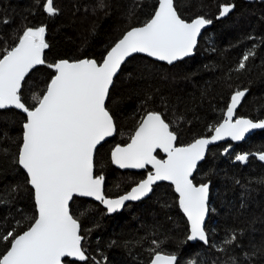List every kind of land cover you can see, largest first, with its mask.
Here are the masks:
<instances>
[{"label":"trees","instance_id":"obj_1","mask_svg":"<svg viewBox=\"0 0 264 264\" xmlns=\"http://www.w3.org/2000/svg\"><path fill=\"white\" fill-rule=\"evenodd\" d=\"M46 0H0V58L18 43L26 28L44 26L47 63L94 59L107 52L131 28L149 21L159 0H53L57 14L49 16ZM180 17L214 21L201 37L195 56L173 66L142 56L130 59L111 89L106 108L117 133L96 152L95 174L105 179V194L118 197L131 190L142 174L121 173L111 152L129 143L140 122L158 113L184 146L210 136L224 120L231 97L247 92L237 117L264 121V1L174 0ZM222 5H234L225 19L216 21ZM8 20L9 23H3ZM251 52L245 68L243 56ZM54 72L46 65L26 79L22 101L37 105ZM26 116L0 109V235L22 234L37 216L34 191L14 162L22 144ZM231 144L213 147L196 172L195 185L210 184L209 245L190 244L187 221L168 185L122 212L109 214L99 204L74 199L71 214L81 225L88 260L75 264H150L155 254L176 255L177 264H264V131L224 155ZM247 154L240 162L237 155ZM235 236L231 243L227 240ZM7 243H0V258ZM248 254L246 257L245 254ZM68 261V260H66Z\"/></svg>","mask_w":264,"mask_h":264},{"label":"snow or ice","instance_id":"obj_2","mask_svg":"<svg viewBox=\"0 0 264 264\" xmlns=\"http://www.w3.org/2000/svg\"><path fill=\"white\" fill-rule=\"evenodd\" d=\"M100 6L104 7L103 0ZM44 11L57 14L53 0H46ZM232 11L222 5L219 16ZM3 23H9L4 20ZM212 21L203 17L185 22L174 6V0H159L158 10L143 26L131 28L107 52L102 62L81 59L74 62L60 60L47 63L44 50L45 27L26 28L16 46L0 58V109L15 107L26 113L22 144L14 162L26 173L27 182L34 190L38 212L28 230L22 234L8 231L0 235V243H7L6 254L0 264H75L88 257L81 241V225L69 211L74 196L93 197L107 208L117 211L125 201H136L152 191L157 181H170L179 194V206L191 225L190 241L208 243L203 227L208 211V185L195 186L190 179L197 162L204 159L207 146L230 137L243 140L251 129H264V121L232 118L245 91L231 97L227 118L215 128L211 139H198L186 147H175L177 136L158 113H149L126 147L117 146L111 152L112 163L121 169H143L151 165L147 179L118 199H108L103 193L104 177L93 175L94 153L105 137L115 131L113 117L105 106L109 88L121 65L133 53H144L160 61H174L193 54L201 29ZM252 55L245 54L239 69ZM37 65H46L54 75L45 93L34 108L28 107L21 96V82ZM157 149L167 154L166 160L157 159ZM8 149L0 150L7 156ZM264 161V153L259 155ZM246 162L247 154L236 156ZM235 236L226 243L231 244ZM246 257L248 254H245ZM63 258H71L64 261ZM176 255L155 254L152 264H176ZM188 264H195L189 261Z\"/></svg>","mask_w":264,"mask_h":264},{"label":"water","instance_id":"obj_3","mask_svg":"<svg viewBox=\"0 0 264 264\" xmlns=\"http://www.w3.org/2000/svg\"><path fill=\"white\" fill-rule=\"evenodd\" d=\"M246 1H248V2H253V1H264V0H246ZM158 5H159V3H158ZM174 6H175V5H174ZM230 6H232V11L229 12V13H228L227 15H225V16H222V17H221V16H218V17L216 18V21H220V20L225 19L226 17H228V16L234 11V5H230ZM156 10H158V7H157ZM184 21H185V20H184ZM185 22H187V21H185ZM191 22H192V21H191ZM191 22H188V23H191ZM213 24H214V21H212L211 24L205 25V26L201 29V31H200V35L197 37V44H196V47L193 49V54H192V55L187 56V57H184V58H182V59H180V60L174 61L172 64H168L166 61H160V60H157V59H155L154 57H148V56H147L146 54H144V53H133L132 56L127 57V58L125 59V62L121 65L120 69H119L118 72H117V75L113 78V85H114V82H115L116 78H117L118 75L120 74V72H121L123 66H124V65H125L130 59H132L133 57H136V56H142V57L148 58V59H150V60H152V61H155V62H157V63H161V64H164V65H167V66H170V67L173 66V65H175V64H177V63H179V62H183V61H185V60H187V59L193 58V57L195 56L196 49H197V47H198V44H199V41H200L201 37L203 36V34H204L205 31H207L208 29H210V28L213 26ZM43 55H44V58H45V50H44V54H43ZM69 62H74V61H69ZM42 66H43V65H37L35 68H33L32 70H30V72L28 73V75L25 76L24 81L21 82V91H22V88H23V85H24L26 79L31 75V73H32L33 71H35L36 69L42 67ZM113 85L110 86V88H109V95H110L111 89L113 88ZM246 96H247V92H245L244 97L240 100L239 104L237 105V107H236V109H235V111H234V115H233V118H232L233 122H235L236 119H249V118H244V117H239V118L237 117V112H238L240 106L242 105L243 101L245 100ZM108 99H109V97L106 98V100H105V106L107 105ZM230 105H231V102H230L229 106H230ZM229 106H228V107H229ZM5 109H13V110H15V111H17V112H19V113H21V114H23V115L26 116V113H24V112H23L22 110H20V109H16L15 107H8V108H5ZM227 109H228V108H227ZM110 115H111V114H110ZM146 116H147V115H146ZM146 116L144 117V119L146 118ZM161 118H162V117H161ZM226 118H227V110H226L225 115H224V120H225ZM162 119H163V118H162ZM224 120L222 121V123L224 122ZM249 120H251V119H249ZM252 121H253V120H252ZM113 122H114V119H113ZM253 122H260V121H253ZM222 123H221V124H222ZM114 126H115V131H114L113 135H112V136H109V137H105V139H104L103 141H101V144L97 146V149H99L104 143H106L107 141H109L110 139H112V138H114V137L116 136L117 128H116L115 122H114ZM137 129H138V128H137ZM169 130H170V128H169ZM263 131H264V129H251V130H249L247 133H245V137H244L243 140H240V141H233V140H231L230 137H226V138L223 139V140H217V141H215V142L209 144V145L207 146L206 150H205L204 159L201 160V161H198V162H197V166H196L195 170L193 171L192 176L190 177V179L192 180L193 184L195 185V183H194V181H193V178H194L196 172L198 171L199 166H200L202 163H204V161L206 160V158H207V156H208L209 151H210L213 147H216V146H219V145H222V144H231V146L228 147V148L226 149V151L224 152V155L226 156V155H228V154L233 150V148H234L235 146H239V145L243 144V143L246 142L250 137H252L255 133L263 132ZM135 132H136V131H135ZM134 134H135V133H134ZM214 135H215V130L213 131V133H212L210 136H208V137H203V138H199V139H211V137L214 136ZM197 140H198V139H197ZM176 141H177V139H176ZM176 141L174 142V146H175V144H176ZM194 142H195V141H194ZM194 142H192V143H194ZM130 143H131V141L129 142V144H130ZM192 143H191V144H192ZM127 145H128V144H127ZM127 145H125V146H120V147H126ZM189 145H190V144H189ZM187 146H188V145H187ZM175 147H176V146H175ZM184 147H186V146H184ZM158 151H161V152L163 153V155L166 156V158H165V160H166V159H167V154H166L165 152H163L161 149H157V150L155 151L154 155H155L156 152H158ZM155 156H156V155H155ZM95 157H96V153H94V168H93V175H94V177L96 176V175H95ZM257 157L259 158V155H257ZM156 158H157V157H156ZM157 159H158V158H157ZM111 162H112V160H111ZM112 165H113V167L116 168L117 170H120V171H123V172H126V171L141 172V171H144L147 167L151 168V169L153 170V172H154V169L152 168L151 165H147V166H146L145 168H143V169H121V168H119L118 166H116V165L113 164V163H112ZM19 167H20V166H19ZM20 168H21V167H20ZM21 169H22V168H21ZM22 171L24 172L23 169H22ZM24 173H25V172H24ZM25 174H26V173H25ZM159 184H168V185L172 186V187H173V190H174V193H175L176 196L178 197V204H179V194L175 191V185H173L170 181H157L155 184L152 185V191H151L150 193H148V195L142 197L140 200H136V201H125V202H124V205H123L121 208H119L117 211H115V212L109 213V212L107 211L106 206H105L104 204H102L100 201L95 200L93 197H79V196H74L73 199H72L71 201H69V211H70V214H71V204H72V202L74 201V199H84V200H89V201H92V202H95V203L101 205L102 208L105 209L109 214H116V213H118V212H122V211L124 210V208H125L128 204L139 203V202H142V201L148 199V198L152 195V192H153V188H154V186L159 185ZM207 185H208V193H209V194H208V204H207L208 211H207L206 214H205V220H204L203 227H204V229H205V233H206V236H207V238H208V243L205 244L204 242L199 241V240H197V241H190V240H188L189 243L192 244V245H193V244H197V243H200V244H202V245H204V246H208V245H209V236H208V234H207V232H206V224H207V221L209 220V217H210V197H211L210 189H211V188H210V184H209V183H207ZM195 186H196V185H195ZM199 186H200V185H199ZM30 187H31V185H30ZM102 187H103V193H104V195H105V181L103 182V186H102ZM135 187H136V186H135ZM33 191H34V190H33ZM130 191H131V190H130ZM130 191H129V192H130ZM105 197H106V195H105ZM106 198H107V197H106ZM34 199H35V198H34ZM108 199H109V198H108ZM116 199H118V198H116ZM179 208H180V206H179ZM36 210H37V209H36ZM180 211L182 212V214L184 215V217H185V219H186V221H187L188 228H189V235H190V231H191V225H190V222L188 221L186 214L184 213V211H183L181 208H180ZM37 215H38V212H37ZM80 234H81V233H80ZM81 243H82V246H83V248H84V239L81 241ZM84 250H85V249H84ZM85 254H86V256H87L86 250H85ZM161 255H165V254H161ZM87 257H88V256H87ZM154 258H155V257H154ZM154 258L152 259V261L154 260ZM70 259H71V258H63L64 261H66V260H70ZM87 260H88V259H87ZM87 260H86V261H82V262H81V261H75V262L85 263V262H87ZM152 261H151L150 264H152ZM177 261H178V257H177ZM177 261H176V264H177ZM62 264H63V261H62Z\"/></svg>","mask_w":264,"mask_h":264},{"label":"flooded vegetation","instance_id":"obj_4","mask_svg":"<svg viewBox=\"0 0 264 264\" xmlns=\"http://www.w3.org/2000/svg\"><path fill=\"white\" fill-rule=\"evenodd\" d=\"M139 127V126H138ZM169 128H170V131H172V132H174L175 134H176V132L169 126ZM137 130V129H136ZM176 136H177V141H176V144H175V146L176 147H184V145L182 144V143H180V141H179V137H178V135L176 134ZM131 141V140H130ZM129 141V142H130ZM127 144H129V143H127ZM126 144V145H127ZM123 146H125V145H123ZM230 147V146H229ZM156 157L158 158V159H160V160H165V158H166V156H164L163 155V153L161 152V151H158V152H156ZM116 169V168H115ZM117 170V169H116ZM117 171H119V172H121V173H136V174H142V178H141V180L140 181H138V183L135 185V186H137L138 184H139V182H141V181H143V180H145V179H147V176H148V174L150 173V172H153V170L151 169V168H149V167H147L144 171H141V172H132V171H126V172H123V171H120V170H117ZM96 175V174H95ZM104 181H105V179H104ZM159 185H162V184H159ZM159 185H156V186H154V188L155 187H157V186H159ZM165 185H168V184H165ZM135 186H133V187H135ZM168 186H170V185H168ZM196 186H199V185H196ZM132 187V188H133ZM171 188H172V190H173V187L172 186H170ZM131 188V189H132ZM154 188H153V191H154ZM129 192V191H128ZM127 192V193H128ZM173 192H174V190H173ZM127 193H125V194H127ZM153 193V192H152ZM125 194H123V195H125ZM175 194V193H174ZM106 195V194H105ZM122 196V195H121ZM175 196H176V194H175ZM106 197L107 198H109V199H116V198H119L120 196H118V197H108L107 195H106ZM176 198H177V207H178V210H179V212L181 213V215L184 217V215L182 214V212L180 211V208H179V204H178V197L176 196ZM140 203V202H139ZM134 204H136V203H134ZM129 205V204H128ZM127 205V206H128ZM101 206V205H100ZM102 207V206H101ZM105 210V209H104ZM106 211V210H105ZM185 218V217H184ZM186 220V219H185Z\"/></svg>","mask_w":264,"mask_h":264}]
</instances>
